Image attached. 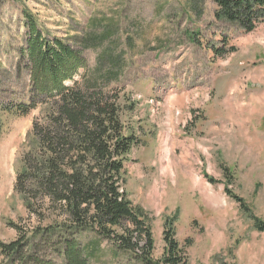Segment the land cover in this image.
Here are the masks:
<instances>
[{"label":"rangeland","instance_id":"1","mask_svg":"<svg viewBox=\"0 0 264 264\" xmlns=\"http://www.w3.org/2000/svg\"><path fill=\"white\" fill-rule=\"evenodd\" d=\"M214 11L213 0H0L1 243L16 240L11 224L38 225L13 186L31 124L47 108L1 110L29 97L28 72L17 69L28 12L82 54L81 89L118 95L120 121L139 142L123 190L150 227L152 259L163 252L164 220L175 218L188 264H264V232L223 191L264 222V23L243 33ZM77 241L87 264H132L91 233Z\"/></svg>","mask_w":264,"mask_h":264},{"label":"trees","instance_id":"2","mask_svg":"<svg viewBox=\"0 0 264 264\" xmlns=\"http://www.w3.org/2000/svg\"><path fill=\"white\" fill-rule=\"evenodd\" d=\"M213 3L214 19L243 33L264 23V0ZM22 27L19 54L24 63L18 61L17 69L28 72L29 97L25 102L4 104L1 110L18 117L27 116L38 105L47 111L31 124L32 143L20 156L13 186L38 225L31 229L9 225L17 238L8 244L0 242L6 264H55L49 254L61 264H87L88 255L77 241L84 233L108 242L118 257L132 264H188L176 240L175 218L164 220L163 252L161 258L152 259L150 227L143 212L127 200L124 164L139 142L120 121L118 95L81 89L74 77L87 68L82 54L44 33L28 12H22ZM224 54L216 51V55ZM1 129L0 123V134ZM223 172L229 178L227 170ZM223 191L249 215L255 230L264 232V222L250 214L243 200L227 186ZM45 221L50 223L42 225Z\"/></svg>","mask_w":264,"mask_h":264}]
</instances>
